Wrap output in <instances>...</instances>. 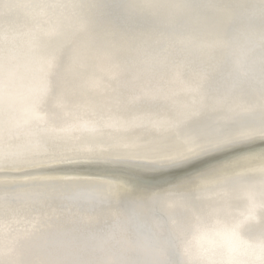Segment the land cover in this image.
Masks as SVG:
<instances>
[{
	"label": "snow or ice",
	"instance_id": "snow-or-ice-1",
	"mask_svg": "<svg viewBox=\"0 0 264 264\" xmlns=\"http://www.w3.org/2000/svg\"><path fill=\"white\" fill-rule=\"evenodd\" d=\"M0 264H264V0H0Z\"/></svg>",
	"mask_w": 264,
	"mask_h": 264
},
{
	"label": "bare ground",
	"instance_id": "bare-ground-1",
	"mask_svg": "<svg viewBox=\"0 0 264 264\" xmlns=\"http://www.w3.org/2000/svg\"><path fill=\"white\" fill-rule=\"evenodd\" d=\"M20 62H27L29 64L28 52L26 44L21 45L20 49ZM30 66V65H29ZM114 72L107 64L103 62H97L86 74L85 81H94L95 87L89 86L87 83L82 87V96L85 104H89L95 100L100 99L104 94L106 89H110L112 86ZM167 81H171L173 76L167 74L163 77ZM179 85L177 84L176 87Z\"/></svg>",
	"mask_w": 264,
	"mask_h": 264
},
{
	"label": "water",
	"instance_id": "water-1",
	"mask_svg": "<svg viewBox=\"0 0 264 264\" xmlns=\"http://www.w3.org/2000/svg\"><path fill=\"white\" fill-rule=\"evenodd\" d=\"M27 60H28V59H27ZM26 63H27V62H20V65H21V67H20V72H21L22 75H27V73H28L29 70H30V66H29V64L27 65Z\"/></svg>",
	"mask_w": 264,
	"mask_h": 264
}]
</instances>
